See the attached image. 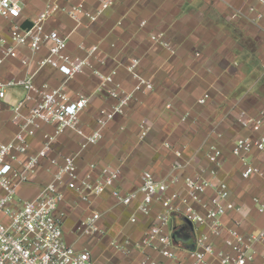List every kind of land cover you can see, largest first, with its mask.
Segmentation results:
<instances>
[{"label": "crops", "instance_id": "1", "mask_svg": "<svg viewBox=\"0 0 264 264\" xmlns=\"http://www.w3.org/2000/svg\"><path fill=\"white\" fill-rule=\"evenodd\" d=\"M22 2L18 23L29 28L49 3L70 8L77 0ZM85 5L96 13L100 2L87 0ZM12 25L0 18V41L5 40L9 45ZM45 31L69 36L68 51L78 58L87 56L86 49L98 47L90 58L93 69L87 68L67 81L49 65L38 67L48 55L50 44L35 53L23 46L0 64V83L23 79L32 71L36 86L65 85L72 98L89 97L90 103L80 115V129L85 135L95 131L97 119L113 104L105 92L99 91L101 81L94 71L104 74L117 71L115 82L125 91H131L136 81L127 67L137 59L140 61L138 72L152 81L155 88L153 92L137 94L125 113L115 117L104 129L97 145L81 151V136L70 130L60 136L36 175L18 189L15 204L38 196L53 178L55 168L50 160L61 155L78 154L81 176L92 163L119 167L122 176L117 187L126 193L140 186L144 171L152 172L158 180L171 174L179 180L194 174L211 178L213 165L206 153L210 146L218 145L223 151L218 178L228 183L232 198L240 208L222 219L224 226L238 227L243 233H255L264 227V214L258 213L252 201L264 194V177L244 180L241 161L232 155L237 138H264V0H113L112 6L96 22L85 19L78 27L67 14L59 12L47 19ZM153 34H162V41L171 49L153 42ZM3 57L0 45V60ZM27 59L32 61L29 67L23 63ZM206 95L209 97L206 104L200 105L198 101ZM24 96L22 88L9 87L5 99H0V144L9 143L18 131L12 109ZM242 112L260 120V126L244 128L240 123ZM186 114L189 118L182 122ZM145 122L151 126V132L141 140L140 127ZM41 134L31 141L23 158L38 152ZM184 146V156L179 159L174 150ZM248 160L264 170V152H254ZM178 186L182 187V182ZM64 191L66 198L60 211L65 213V240L78 249L90 247L95 264H140L144 255L161 259L152 250L138 246L150 220L140 217L138 224H130L132 207L116 204L109 193L86 203L73 190L64 188ZM94 213L100 214L98 225L106 230V235H76L77 225ZM226 236L224 233L217 243L222 246ZM125 239L135 245L130 253L117 252L111 246L113 240Z\"/></svg>", "mask_w": 264, "mask_h": 264}, {"label": "built area", "instance_id": "2", "mask_svg": "<svg viewBox=\"0 0 264 264\" xmlns=\"http://www.w3.org/2000/svg\"><path fill=\"white\" fill-rule=\"evenodd\" d=\"M87 0L64 8L58 3H49L45 10L29 28L18 23L23 10L22 0H0V18L10 21L11 44L0 41L3 59L15 55L19 47L28 46L32 52L39 51L50 44L48 55L38 63L39 69L49 65L57 69L67 81L82 74L93 66L90 58L98 51L93 46L87 50L85 58L73 56L68 51L69 36L58 32L47 33L45 22L56 13L67 14L83 25L84 20L96 22L109 9L113 0H99L100 7L96 13L86 8ZM145 25V23H143ZM162 34L151 35V40L167 49L169 44L162 41ZM85 49L84 46H81ZM29 67L32 61H23ZM140 61L134 59L128 72L136 81L131 91H125L115 82L117 71L108 74L94 71L100 78L99 91L105 92L113 101L110 110L96 121V129L91 135H85L80 129V115L88 107L90 98L79 95L72 98L65 85L52 87L49 84L36 86L34 72L27 77L0 83V99L4 100L9 87H20L24 90V98L13 106V122L18 131L7 144H0V264H95L90 248L78 249L65 240V213L60 206L65 201L64 188L71 189L83 202L110 194L116 204L132 207L128 221L132 225L139 223V218L150 220V226L144 239L138 245L150 249L161 259L144 255L140 264H264V227L255 233H243L238 227L227 228L222 219L230 213L240 210L232 198V191L227 182L218 178L223 151L218 145L208 148L206 158L213 165L211 178L194 174L182 180L171 174L158 180L150 171H144L140 186L130 192H122L117 184L122 171L119 167L100 166L92 163L87 172L81 176L77 166L78 154L61 155L50 160L55 168L53 178L38 196L32 200L15 204L18 189L28 183L36 175L43 160L48 159L54 143L68 130L82 137L80 150L97 145L103 138V131L115 117L123 115L131 101L139 93L154 91V84L138 72ZM208 95L198 103L205 105ZM30 105V106H29ZM27 108V112L24 110ZM189 114L182 118L186 122ZM240 123L244 128L260 126V120L247 113L240 114ZM51 127L48 132L44 128ZM151 132L146 122L140 127V139L144 140ZM41 134V148L34 155L27 156L31 141ZM167 149L170 145L166 144ZM186 147L174 150L177 158L182 159ZM254 152H264V138L239 137L232 147V155L241 161L244 180L254 177L263 178L264 170L248 160ZM180 168L181 166H177ZM182 182V187L179 183ZM253 204L259 214H264V194L254 197ZM159 207H161L159 209ZM99 213L82 220L75 228L76 235L93 237L106 235V230L98 225ZM188 222L192 224L190 231ZM239 225V223H237ZM183 229L190 233L193 249H187L182 242H176L172 235ZM224 233L223 245L219 240ZM111 246L120 253H130L135 247L130 239L121 242L113 240Z\"/></svg>", "mask_w": 264, "mask_h": 264}, {"label": "water", "instance_id": "3", "mask_svg": "<svg viewBox=\"0 0 264 264\" xmlns=\"http://www.w3.org/2000/svg\"><path fill=\"white\" fill-rule=\"evenodd\" d=\"M190 231L193 230L192 224L190 222H188ZM173 239L178 243V242H182L183 244L186 245L187 249H193V244L192 242V238L190 233L187 232H183V229H180L179 231H175L172 235Z\"/></svg>", "mask_w": 264, "mask_h": 264}, {"label": "rangeland", "instance_id": "4", "mask_svg": "<svg viewBox=\"0 0 264 264\" xmlns=\"http://www.w3.org/2000/svg\"><path fill=\"white\" fill-rule=\"evenodd\" d=\"M116 212H120V211H118V210H115ZM116 222H118V219H115V223ZM115 223H113L114 225H115ZM85 247H88V246H85ZM88 248H90V247H88Z\"/></svg>", "mask_w": 264, "mask_h": 264}]
</instances>
